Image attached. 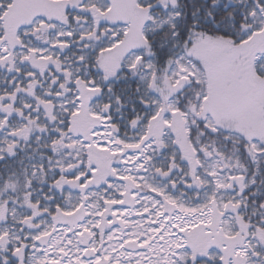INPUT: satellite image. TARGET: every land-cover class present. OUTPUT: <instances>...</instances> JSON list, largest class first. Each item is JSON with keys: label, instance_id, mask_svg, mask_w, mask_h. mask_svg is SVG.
I'll return each instance as SVG.
<instances>
[{"label": "snow or ice", "instance_id": "obj_1", "mask_svg": "<svg viewBox=\"0 0 264 264\" xmlns=\"http://www.w3.org/2000/svg\"><path fill=\"white\" fill-rule=\"evenodd\" d=\"M0 264H264V0H0Z\"/></svg>", "mask_w": 264, "mask_h": 264}]
</instances>
